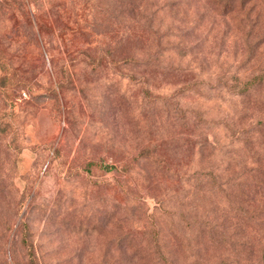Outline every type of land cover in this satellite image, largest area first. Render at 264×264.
<instances>
[{
	"label": "rangeland",
	"instance_id": "obj_1",
	"mask_svg": "<svg viewBox=\"0 0 264 264\" xmlns=\"http://www.w3.org/2000/svg\"><path fill=\"white\" fill-rule=\"evenodd\" d=\"M164 1L151 23L126 22L98 0L0 1V264H30L32 249L49 262L52 252L97 264L108 224L123 216L150 234V220L162 218L149 219L153 196L170 201L199 161L200 126H227L220 114L237 104L235 92L264 73V0ZM154 50L159 65L143 66ZM176 100L175 120L152 104ZM229 129L210 132L227 140ZM146 153L165 157L178 172L172 183L161 171L164 183L151 187L143 173L99 166L138 170ZM138 188L142 202L129 201Z\"/></svg>",
	"mask_w": 264,
	"mask_h": 264
},
{
	"label": "trees",
	"instance_id": "obj_2",
	"mask_svg": "<svg viewBox=\"0 0 264 264\" xmlns=\"http://www.w3.org/2000/svg\"><path fill=\"white\" fill-rule=\"evenodd\" d=\"M98 2L106 13L134 23L145 17L153 22L156 12L166 5V1L158 5L160 0ZM244 2L240 0L238 6L241 8ZM183 4L175 2L170 6L182 7ZM258 16L259 13L254 15L251 26H257ZM30 18L36 30H40L33 14ZM57 31L64 33L58 28ZM68 31L75 30L68 28ZM35 35L40 37L34 29L32 36ZM0 37H3L1 31ZM151 53L139 61L143 66L159 65L160 52L158 54L154 50ZM126 61L132 60L127 58ZM235 97H238L237 104L235 102V106L220 114L227 126L218 128L207 124L206 120V123L202 121L200 127L207 134L204 137L201 136L203 131L195 134L201 138L193 141L194 154L198 155L199 161L190 175L184 178L182 183L186 186L173 188L170 198L166 199L170 201L153 196L156 213L151 211L149 219L151 216L162 217L150 220L153 231L144 233L149 226L137 218L123 216L111 220L107 248L98 257L97 264H264V73L244 81ZM152 104L161 106V117L169 120H175L182 108L178 100L169 105L157 101ZM183 114L182 118H187ZM226 127L232 128L228 130L227 140L225 134L219 137L214 130L210 132L215 129L224 133ZM209 134L211 138H208ZM167 138L172 139V136L165 135L163 140ZM157 141L160 142L157 145L162 144L161 134ZM135 160L134 163L139 164L138 170L126 163L99 166L105 171L143 173L141 176L151 187L164 183L165 177L159 171L167 173L166 181L171 179L169 183L178 173L165 168L166 159L159 154L146 153ZM139 160L144 162L138 163ZM90 163L92 161L86 162L87 165ZM146 166L149 167L147 170ZM138 193L130 196L129 201L142 202L145 192L141 194L138 188ZM117 229L122 231L120 235L115 232ZM30 253V264H82L81 255L58 256L48 252L53 261L49 262L47 253L39 256L33 249Z\"/></svg>",
	"mask_w": 264,
	"mask_h": 264
}]
</instances>
